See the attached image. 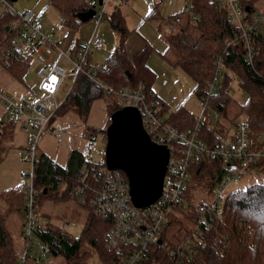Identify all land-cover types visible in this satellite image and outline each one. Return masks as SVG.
I'll return each instance as SVG.
<instances>
[{
    "label": "built area",
    "instance_id": "obj_1",
    "mask_svg": "<svg viewBox=\"0 0 264 264\" xmlns=\"http://www.w3.org/2000/svg\"><path fill=\"white\" fill-rule=\"evenodd\" d=\"M108 1L98 3L97 0H88L89 9L93 10L91 20L94 28L105 15ZM212 1L225 7L228 19L236 27L233 38L229 40H241L244 58L251 61L254 36L264 32V9L245 10V4L240 3V0ZM0 5L16 15L6 23L8 40L0 53V67L7 70L18 59L27 60L29 64L30 59L35 58L40 63L36 73L38 93L33 98L15 99L0 86V103L4 106L3 120L0 123L19 120L25 130L29 127L33 129V133L27 135L25 144L17 149L20 160L29 166L27 170L20 171L27 182L21 188L23 220L20 234L23 240L18 252V264H41L31 255L29 242L31 236L38 237L43 243L42 251L51 254L50 244L38 234L39 229L51 226L45 216L39 217L37 214L35 164L38 158V140L49 119L62 104L58 103L56 97L64 77L72 76V83L80 72L90 78L95 77L96 67L89 63L88 58L91 49L101 48L103 41L99 36L90 34L74 50H65L55 38L44 32L40 13L31 8L17 12L10 6L9 0H0ZM183 14L195 17L189 6L185 7ZM170 20L173 23L171 30L174 31L180 15L173 16ZM62 57L70 63V74L59 63ZM214 62V73L205 80L202 88L203 112L209 107L214 108L210 104V97L216 92L226 69L220 54L215 56ZM103 88L105 93L109 92L108 88ZM230 89L228 84L225 90L229 92ZM112 93L118 108L135 107L149 139L168 149L161 193L145 206H135L132 203L125 173L120 169L107 168L104 150L96 147L97 140L105 147L106 135L103 129L90 135L86 149L82 151L83 157L75 181L68 188V195L86 206L92 215L111 217L112 225L105 246L116 253L119 264H140L148 257L150 249L164 247H167L174 264H188L195 255L197 246L204 244V233L210 225V219L216 220L221 216L220 210L225 198L223 190L236 183L244 172L257 168V163L264 160V135L262 132L252 131L245 117L230 121L227 127L221 124L216 114L208 118L201 114H185V127L171 123L164 117L160 98L153 90L148 89L143 80L120 85ZM51 129L55 136H61L60 130ZM210 129L212 131L209 133ZM208 159L216 160L221 165L219 180L210 191L205 192L206 195L195 197L194 202L200 213L179 235V239L168 246L167 240L163 238V231L174 216L181 215L178 208L186 207L187 201L183 195L189 167ZM61 230L65 232L63 228Z\"/></svg>",
    "mask_w": 264,
    "mask_h": 264
},
{
    "label": "trees",
    "instance_id": "obj_2",
    "mask_svg": "<svg viewBox=\"0 0 264 264\" xmlns=\"http://www.w3.org/2000/svg\"><path fill=\"white\" fill-rule=\"evenodd\" d=\"M161 1L158 0L156 4ZM47 3L60 13L61 24L69 29L77 27L82 21L78 17L79 13H86L89 10L88 0H47ZM240 3L247 4L252 9L251 1L240 0ZM186 6L190 7L194 18L183 14V11H177L164 18L171 28L173 24L171 17L180 15L175 32L171 30L173 33L169 36V43L178 51L175 64L181 65L195 79L194 92L202 97L204 82L211 78L215 70L214 58L220 54L226 69L223 71L221 83L217 85L216 93L210 97V104L220 113L225 112L226 105L231 99L225 90L232 78L227 72V69L230 70L238 78L240 88L248 94L247 100L239 104L238 111L245 114L244 117L252 131L262 132L264 135V32L254 36L253 56L251 61H247L244 58L241 40H229L233 38L236 27L228 19L224 6L217 5L212 0H187ZM155 9L157 10L156 7H152L147 16H153ZM15 17L16 15L8 10L0 13V53L8 40L6 23ZM109 24L117 33L118 40L112 52L105 58V65H94L96 67L94 78L82 72L78 73L59 107L61 111L74 108L79 115L85 116L92 101L106 95L111 100H108L106 105L108 114L105 125L109 122L110 114L118 108L113 89L143 80L148 89L152 90L150 83L153 79V73L146 62L150 50L147 42H144L132 56L127 53L126 41L132 30L126 27L119 8L112 10ZM193 31L196 32L195 35L192 34ZM27 66V60L18 59L7 71L21 79ZM103 87L108 88L109 92L105 93ZM185 113L183 110H173L167 119L171 123L185 127L187 126L183 121ZM13 126L14 122L3 124L0 136L12 135ZM212 129L208 132L210 133ZM82 154V151L72 150L65 166L58 164L46 154L38 156L35 164L38 208L42 197L59 182H66L68 192L78 173ZM1 159L0 148V161ZM261 163L262 161L257 164ZM221 169V165L213 159L191 164L183 195L187 201L186 207L178 208L181 215L174 216L173 221L167 223L163 231V238L167 240L168 246L179 239V236L173 241L165 237V230L173 223L178 225L179 231L186 229L187 225L179 218L181 216L185 217L188 225L191 224L200 213L191 196L198 188L203 187L205 192L210 191L219 180ZM0 197L7 204V214L13 210L21 213V188L0 191ZM5 212L0 213V264H18L19 250L17 251L13 236L5 226ZM220 215L216 220L210 219V225L204 233V244L197 246L196 253L188 264H264V183L253 182L245 188L228 192L221 206ZM111 225V217L90 214L77 236L67 231L62 232L60 227L54 225L39 229L38 234L43 241L50 244L52 255L63 257L62 264H93L90 259L92 254L97 256L101 264H119L116 253L105 246ZM140 264L174 262L168 254L167 247H164L150 249L148 257Z\"/></svg>",
    "mask_w": 264,
    "mask_h": 264
},
{
    "label": "rangeland",
    "instance_id": "obj_3",
    "mask_svg": "<svg viewBox=\"0 0 264 264\" xmlns=\"http://www.w3.org/2000/svg\"><path fill=\"white\" fill-rule=\"evenodd\" d=\"M120 3L121 12L125 18L127 28L133 31L134 37L140 42L145 40L149 45V53L146 59L147 65L153 73V79L150 88L156 93L162 102V111L164 117L168 118L170 113L175 111H185V114L199 116L200 114L208 118L216 114L221 124L229 126L230 121H236L244 118L245 114L238 111L239 104L245 102L248 94L238 85V78L234 73L227 69L232 76L229 85L231 87L228 92L230 101L226 105L225 112H218L214 108H210L203 112V101L200 96L194 92L195 79H193L181 65L175 64L178 57V51L169 43V36L173 33L171 28L165 22L164 18L169 14L177 11H183L186 7L187 0H162L156 4L158 0H114ZM252 4L253 11L264 9V0H249ZM10 6L17 12L24 9H33L40 13L41 23L51 25L49 33L55 38L60 39L56 32L55 26H61L62 30H67L60 23L58 11L47 0H15L10 1ZM156 4V5H154ZM153 6L155 9L153 16H147V12ZM0 5V13L3 11ZM109 10L96 27L95 35L99 36L103 41V46L99 49H91L90 61L93 65H105V58L112 52L118 40L117 33L109 24ZM165 16V17H164ZM164 17V18H163ZM80 25L73 30H81L84 27L85 32H91L92 20H86L79 23ZM175 32V31H174ZM196 34L195 31L192 32ZM56 40V39H55ZM59 63L65 68L66 73H71L69 61L62 57ZM40 63L31 58L27 69L21 79L13 76L7 70L0 67V86H3L7 93L15 99L33 98L38 93L37 90V71ZM73 78L66 75L62 81V87L57 93L56 100L62 102L69 91ZM216 93V92H215ZM108 100L111 98L102 95L94 99L90 105L87 115H79L74 108H68L66 111L57 109L56 114L52 116L43 131L40 134L36 153L38 156L46 154L58 164L65 166L68 155L72 150L84 151L91 134H95L99 130L106 127V118L108 109L106 107ZM4 106L0 103V121L3 120L2 112ZM73 123V124H72ZM109 123V122H108ZM214 126V123H211ZM3 123H0V132ZM52 128L61 131V136L57 137L53 134ZM33 133V129L29 127L25 130L21 127L19 120L14 122L12 135L0 136V148L2 159L0 161V191L7 189L22 188V184L27 182V178L20 174L21 170H27L28 164L20 160L17 149L24 145L27 135ZM96 147H104L100 145V141H96ZM253 182L264 183V160L254 170L244 172L236 183H233L225 190L223 196L231 190L237 188H245ZM65 191V192H64ZM195 197L206 195L205 188L195 189ZM66 193V195H65ZM67 186L65 181L59 182L58 185L51 188L47 195L43 196L37 214L39 217L45 216L51 225L63 228L65 232H69L77 236L82 227L86 224L91 214L86 206L79 204L76 200L67 194ZM64 194V195H63ZM5 201L0 197V213L6 211ZM7 216V224L5 225L9 233L13 236L17 251L21 249L22 237L20 234L23 216L18 211H10ZM182 222L188 226L184 216L179 217ZM190 225V224H189ZM177 224L173 223L165 230V237L173 241L177 236L183 233L184 229L178 230ZM31 244V255L41 264H62L64 259L61 255H52L42 251L43 243L38 237L31 236L29 239ZM41 256L38 257V254ZM93 264H101L97 260V256L92 254L90 258ZM33 262V259H30Z\"/></svg>",
    "mask_w": 264,
    "mask_h": 264
},
{
    "label": "water",
    "instance_id": "obj_4",
    "mask_svg": "<svg viewBox=\"0 0 264 264\" xmlns=\"http://www.w3.org/2000/svg\"><path fill=\"white\" fill-rule=\"evenodd\" d=\"M97 1L101 3L102 0ZM244 9L248 10L249 6L245 4ZM86 13V17L85 13H79V19L91 17L93 10L89 9ZM105 135L106 167L125 173L132 203L145 206L155 200L161 193L168 161L167 147L149 139L141 125L139 113L133 106L117 108L110 114Z\"/></svg>",
    "mask_w": 264,
    "mask_h": 264
},
{
    "label": "crops",
    "instance_id": "obj_5",
    "mask_svg": "<svg viewBox=\"0 0 264 264\" xmlns=\"http://www.w3.org/2000/svg\"><path fill=\"white\" fill-rule=\"evenodd\" d=\"M153 7V6H152ZM151 7V8H152ZM114 8H119V10H120V12H121V8H120V3H115V1L114 0H109L108 1V3H107V8H106V10H109L110 11V13H109V17H110V14H111V12H112V10L114 9ZM156 8L158 9V6H156ZM150 11V10H149ZM149 11L147 12V15H148V13H149ZM59 13V12H58ZM121 14H122V12H121ZM123 15V14H122ZM86 16H88V13H85L84 14V17H86ZM59 17H60V13H59ZM124 17V16H123ZM165 17V16H164ZM163 17V18H164ZM91 20V17H88V18H86V19H84V20H82L81 22H83V21H86V20ZM124 21H125V18H124ZM61 23V22H60ZM42 24V27H43V30H44V32L45 33H47V34H50L49 33V29H51L52 28V26L51 25H48L47 23H46V21H45V24H43V23H41ZM62 25V24H61ZM78 25H80V24H78ZM63 26V25H62ZM98 26V25H97ZM96 26V27H97ZM64 27V26H63ZM96 27L94 28L93 27V25L91 26V32L89 33V34H87L86 32H85V29H84V27H82L81 28V30H78V31H76V30H73V29H75V28H77V27H75V28H66L67 30H62V28H61V26H55V30H56V32L58 33V35L60 36V39H57V38H55V36H53V35H51L53 38H55L57 41H58V43H59V45L60 46H62V48L63 49H65V50H70V51H72V50H74V48L84 39V38H87L90 34H94V32H95V30H96ZM128 29H130V28H128ZM133 31L134 30H132V32H131V34H130V36L128 37V39H127V41H126V49H127V53H128V55H130V56H132L142 45H143V43L144 42H146L145 40H143V42L140 44V42L139 41H137L136 40V37H134V35H133ZM88 61H89V63L91 64V61H90V55H89V58H88ZM93 65V64H92ZM154 92V91H153ZM155 93V92H154ZM156 94V93H155ZM184 117V116H183ZM185 122V121H184ZM180 123V122H179ZM181 123H183V122H181ZM6 203V202H5ZM7 205V204H6ZM7 210V209H6ZM5 212V211H4ZM7 212L8 211H6L5 212V214H6V217H5V219H4V222H5V225L7 224V216H8V214H10L11 212L9 211V213L7 214ZM19 215H21V213L19 214Z\"/></svg>",
    "mask_w": 264,
    "mask_h": 264
},
{
    "label": "snow or ice",
    "instance_id": "obj_6",
    "mask_svg": "<svg viewBox=\"0 0 264 264\" xmlns=\"http://www.w3.org/2000/svg\"><path fill=\"white\" fill-rule=\"evenodd\" d=\"M53 79H54V77H53Z\"/></svg>",
    "mask_w": 264,
    "mask_h": 264
}]
</instances>
